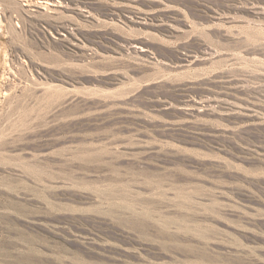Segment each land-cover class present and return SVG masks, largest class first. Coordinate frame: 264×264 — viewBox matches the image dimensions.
I'll return each mask as SVG.
<instances>
[{"label":"rangeland","instance_id":"rangeland-1","mask_svg":"<svg viewBox=\"0 0 264 264\" xmlns=\"http://www.w3.org/2000/svg\"><path fill=\"white\" fill-rule=\"evenodd\" d=\"M56 1L0 0V264H264V0Z\"/></svg>","mask_w":264,"mask_h":264},{"label":"bare ground","instance_id":"bare-ground-1","mask_svg":"<svg viewBox=\"0 0 264 264\" xmlns=\"http://www.w3.org/2000/svg\"><path fill=\"white\" fill-rule=\"evenodd\" d=\"M24 1H25V4H23V6L33 8L32 11L36 12V13H42L45 10L46 11L50 10L52 12H57L58 10L63 8L62 2L61 1H56V0H24ZM48 13H50V12H48ZM60 37H62V36H60ZM57 40L62 41V39H60V38H57Z\"/></svg>","mask_w":264,"mask_h":264}]
</instances>
